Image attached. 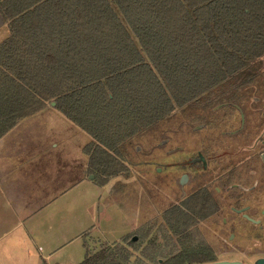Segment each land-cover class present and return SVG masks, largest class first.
<instances>
[{"label": "trees", "instance_id": "1", "mask_svg": "<svg viewBox=\"0 0 264 264\" xmlns=\"http://www.w3.org/2000/svg\"><path fill=\"white\" fill-rule=\"evenodd\" d=\"M0 18V138L55 102L90 138L98 186L129 172L127 143L204 94L219 101L213 90L264 56V0H0ZM181 205L158 236L141 227L92 253L84 241L79 264H131L135 251L155 264L217 261L190 229L207 200Z\"/></svg>", "mask_w": 264, "mask_h": 264}, {"label": "rangeland", "instance_id": "2", "mask_svg": "<svg viewBox=\"0 0 264 264\" xmlns=\"http://www.w3.org/2000/svg\"><path fill=\"white\" fill-rule=\"evenodd\" d=\"M4 34H7L6 28L0 30V36ZM251 85L264 93V56L250 59L242 71L213 91L214 94L222 96L221 101L238 100L241 105H245L247 87ZM210 95L212 94H204L184 108L175 109L170 116L127 143L123 151L129 163V172L111 178L105 186H98L93 178L91 179L92 175H86L85 156L80 149L89 141V137L58 112L55 106L50 107V104L43 114L22 124L43 127L40 134L42 141L52 145L55 155L62 154L64 163H70L73 158H77V152L79 155L78 166L74 164L72 166L73 172L78 171V174H69L68 180L63 179L61 194L57 193L53 197L48 194L45 199L35 198L31 202L34 205L47 201V208L43 214L46 215L48 228L46 242L54 241L60 245L57 254L49 258L47 264H79L85 255L84 241L92 253L112 243L122 244L124 237L131 236L141 227L154 225L151 235L158 236L159 228L165 226L166 211L172 207L182 210V192L177 191L175 186L172 187L168 165L187 158L186 154L175 157L168 155L166 152L168 146L161 145L160 142L168 137L170 127L181 122H189L190 127L202 124L210 128H205L195 135L200 136L199 138L190 140L187 145L188 153L199 150H210L212 153L220 151L221 146L216 142L204 143L202 139L212 136L216 126V110L220 100L209 104L207 99ZM255 95L258 96L257 93ZM228 116L225 125L231 126ZM54 144H58L57 149L53 148ZM157 167L162 171L160 174L155 171ZM230 216L229 212L223 215L228 219ZM191 224L194 240L210 246L217 261L255 264L258 258L264 257V246H253L250 241H245L243 232H238L236 239L229 240V227H222L215 218L196 219ZM39 226L42 227L41 223ZM86 226H89V230L82 239L84 241L81 250V240H70L79 229H87ZM241 227L246 228L244 225ZM49 231H54L53 239ZM159 244L164 247L163 255H166L170 246H163L164 242L160 238ZM173 251H179V247H173ZM45 252L44 254H47L48 251L45 249ZM130 263L155 264L144 259L139 251L133 253Z\"/></svg>", "mask_w": 264, "mask_h": 264}, {"label": "flooded vegetation", "instance_id": "3", "mask_svg": "<svg viewBox=\"0 0 264 264\" xmlns=\"http://www.w3.org/2000/svg\"><path fill=\"white\" fill-rule=\"evenodd\" d=\"M249 87L245 105L222 98L217 104L214 133L202 139L204 143L216 142L220 151L188 153L190 140L210 128L202 124L190 127L189 122L170 127L168 137L160 144L168 146V155L187 156L168 165L171 185L182 192L183 201L192 196L207 200L206 218L228 226L229 240L243 232L245 241L264 246V93L253 85ZM227 116L231 126L225 125ZM155 171L162 172L159 167ZM226 212L231 214L229 219L223 217Z\"/></svg>", "mask_w": 264, "mask_h": 264}, {"label": "crops", "instance_id": "4", "mask_svg": "<svg viewBox=\"0 0 264 264\" xmlns=\"http://www.w3.org/2000/svg\"><path fill=\"white\" fill-rule=\"evenodd\" d=\"M3 28L6 27L0 18V30ZM7 35L8 32L0 36V43ZM44 112L20 121L0 138V264H47L60 247L54 241L46 242L48 228L43 214L47 201L34 205L31 202L35 198L45 199L48 194L51 197L61 194L63 179L68 180L69 174H78V171L73 172L72 166H78L79 155L77 152L74 163H64L62 154L55 155L52 145L42 141L43 127L22 125ZM53 148L57 149L58 144ZM84 160L86 168V156ZM86 227L76 231L70 240H81V250L82 239L89 230V226ZM49 232L53 239L54 231ZM45 249L47 254H44Z\"/></svg>", "mask_w": 264, "mask_h": 264}, {"label": "water", "instance_id": "5", "mask_svg": "<svg viewBox=\"0 0 264 264\" xmlns=\"http://www.w3.org/2000/svg\"><path fill=\"white\" fill-rule=\"evenodd\" d=\"M50 104H51V106H55V102H51ZM92 178L93 177L91 176V179ZM206 264H244V263L241 262V261H227V260H223V261H215V262L206 263ZM255 264H264V259L263 258L257 259Z\"/></svg>", "mask_w": 264, "mask_h": 264}]
</instances>
